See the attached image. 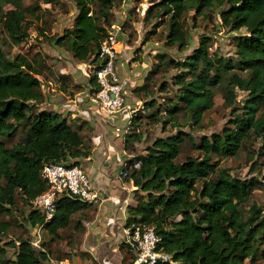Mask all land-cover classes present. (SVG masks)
Returning <instances> with one entry per match:
<instances>
[{"label":"trees","instance_id":"16d2710c","mask_svg":"<svg viewBox=\"0 0 264 264\" xmlns=\"http://www.w3.org/2000/svg\"><path fill=\"white\" fill-rule=\"evenodd\" d=\"M22 1L0 0V27L14 44H21L29 36ZM72 1L77 8L74 24L52 41L79 62L92 66L89 82L97 88L95 71L101 67V43L114 26L125 30L132 24V13L117 20L116 0ZM8 4L16 8L5 11ZM224 5L219 13L222 24L233 34L232 56L211 53L212 37L203 34L191 54L183 60L161 56L163 62L156 69L152 67L145 83L133 88L144 102L141 109L151 110L150 118L162 123L164 129L168 124L177 127L182 117L191 128H203L205 114L215 107L218 88L223 89L229 107L237 100V90L247 93L242 105L234 107L228 125L220 132L202 136L199 142L190 132L180 129L156 138L140 152L138 144L144 134L138 127L139 114L134 115L124 144L133 155L127 163L141 164L130 168L126 178L137 187L136 204L127 207L126 227L155 228L161 238L158 250L171 256V262L155 264H258L264 259V203L254 204L249 212L244 210L254 189H264V175L262 181L256 177L242 179L220 167V159L238 157L249 143L264 136V0H151L144 20L167 17L166 42L183 50L193 44L185 27V14L195 9L196 20L206 10ZM242 29L245 33L236 34ZM3 43L0 30V262L42 264L49 259V250L38 252L31 239L20 237L18 245L15 240L2 243L1 237L13 228V222L5 217L13 214L21 200L26 206L24 215L29 228L44 224L49 234L61 238V231L70 227L74 216L90 204L63 196L57 201L53 220L45 223L44 214L33 208V201L47 188L42 178L45 165H78L79 158L89 155L90 147L81 131L91 126L78 119L75 127L65 114L54 110L37 111L35 107L45 95L44 60L38 56L30 59L22 53L8 57ZM160 69L178 71L174 76L177 90L164 106L155 107L152 80ZM59 82L64 91L69 90V75H60ZM167 89V83L160 87V91ZM20 131L21 140L10 145ZM187 145L197 148L201 156L190 155L178 162ZM7 246L17 248L14 258H6ZM127 248L124 264H133L136 256L129 245Z\"/></svg>","mask_w":264,"mask_h":264},{"label":"rangeland","instance_id":"374dc122","mask_svg":"<svg viewBox=\"0 0 264 264\" xmlns=\"http://www.w3.org/2000/svg\"><path fill=\"white\" fill-rule=\"evenodd\" d=\"M150 1L151 0H116L115 13L117 20H120L121 16L127 17L130 12L132 13L133 23L127 25L125 30L122 29L119 33L121 47L126 49L124 56L126 60H131V63L138 61L142 64L144 62L141 68L139 67L136 69L130 67V64L127 63L126 60H123L126 64L119 70L121 76L130 77L132 75L131 78L137 81L138 76H135V72L140 71L143 67H148L146 70L147 74H149L152 67L156 69L159 62H163L161 59L163 55H166L168 58L183 60L198 47L199 37L203 34L212 37L211 53L215 52L225 56L233 55L235 51L232 38L233 34L229 31V28L222 24L219 13L221 8L226 7V5L223 7L215 6L212 9H208L203 14L198 15L196 20H194L196 10H189L184 16L186 20L185 27L189 29V34L193 37V44L180 50L177 46L170 45L166 42L165 36L169 29L167 17H158L157 19L151 18L149 21L144 20L146 11L150 6ZM21 6L24 8V11H27L26 16L29 22V36L21 44H14L9 40L4 28L1 26L0 30L4 42L3 50L6 55L11 58L22 53L30 59L38 56V59L44 60L43 62L46 65V67H44L43 76L45 80L43 86L45 95L43 101L37 105L35 109L37 111L50 109L58 112L53 105L57 103V101L49 99V92L51 95H55L54 98H58L56 94L60 91L68 95L71 93V88L74 89L72 87V82H75L74 77H78L82 74L78 81L89 82L93 72V68L90 64L84 63L82 66L80 64L81 62L75 59L72 53L65 52L62 48L55 46L52 41L53 37L62 36L66 29L73 26L77 15L76 4L72 0H53L51 2L47 0H24ZM14 8H16L15 5L8 4L4 7V10L7 11ZM133 8H135L134 12L132 11ZM119 22L120 21L115 23L117 24ZM238 33H245V30L242 29L236 34ZM120 62L122 61H119V65L121 64ZM85 64L88 66H85ZM47 67H50V70H48ZM177 72L178 71L175 69H169L167 72L160 69L159 72L154 75L152 86H154L155 90V107H158L159 104H163L164 106V104L167 103V99L174 96L177 90V86L174 85V76ZM239 72L244 74L242 71ZM62 74L69 75L70 77L68 85L71 87L69 91H64L63 87H61L62 82H59V76ZM49 82L52 83L50 84ZM164 83H167L168 87L165 92L160 91V87ZM53 89L55 92H53ZM246 97V92L237 90V100L234 105L229 107L225 104L223 89L218 88L215 96V107L205 114L203 128L197 129L191 128L187 122H185L184 117L180 118L177 127L168 124L164 129L162 123H157L150 118L148 114L152 112L151 110H143L141 107H138L139 105H136L135 107L138 109L134 115L139 114L140 122L138 127L144 134L143 141L138 144L139 151L144 152L146 146L152 144L156 138L166 137L176 133L180 129L190 132L196 142H199L204 135L210 136L214 132L222 131V129L228 125L234 107L241 106ZM68 121L75 126L79 120H72L69 118ZM21 134H23L22 131L17 134L14 140L9 141L10 145L20 141ZM259 153H263V155L259 156ZM190 155L197 157L201 156L197 148L187 145L182 149L178 162H183L186 157ZM214 160H218V157H214ZM220 167L230 169L232 174L240 176L242 179L256 177L259 181H262L264 175V136L249 143L238 157L220 159ZM136 189L137 188L132 189L133 194L137 191ZM263 203L264 189L262 187L255 188L252 199L244 207V210L245 212H249L254 204L263 205ZM25 210L26 206L19 200L14 207L13 214L5 217L7 220L13 222V228L7 235L1 237L2 243L9 242L10 240H15L17 242V239L20 237L31 239L32 245L38 252L49 250V259L44 260L42 264H51L50 259L65 258L67 255L71 256L64 251L66 249L64 241H68L69 245L72 242H76V233L79 232V227H76V221H72L73 223L70 227L61 231V238H54L45 229L39 231L37 228H29L25 220ZM73 230H75V232ZM16 244L18 245L19 242ZM6 250V258H14L16 256L17 248L7 246ZM0 264H2V262H0ZM258 264H264V259H260Z\"/></svg>","mask_w":264,"mask_h":264},{"label":"crops","instance_id":"0c3cea01","mask_svg":"<svg viewBox=\"0 0 264 264\" xmlns=\"http://www.w3.org/2000/svg\"><path fill=\"white\" fill-rule=\"evenodd\" d=\"M123 17L125 19V16ZM117 47L119 61L123 62V66L126 62L136 69L144 65V62L131 63V60H126L124 56L126 49L121 47L120 41ZM80 64L84 65V63ZM120 68L122 67L118 66L119 70ZM146 68L148 67L135 72V76H138L137 81L131 78L132 75L122 76L131 81L126 99L127 107L112 115L98 111L91 104L88 96L95 86L91 82H79L78 79L82 74L74 77L75 82H72V87L75 85H81V87L74 90L71 88V93L68 95L60 91L56 94L58 98H54L55 95H51L48 91L49 99L57 101L53 105L58 112L65 114L68 119L86 121L91 126L90 130L81 131L86 135L85 143L90 147V153L87 157L79 158L78 165L90 175L94 189L103 198L100 204H90L74 216L73 221H76V227H79L75 238L77 243L72 242L69 245L68 241H64L66 246L64 251L71 256L50 259L51 264H124L126 261L128 255L125 233L127 207L130 204H136L132 189L137 187L132 180L126 181L121 177L124 164L133 157L125 149L124 139L130 131L134 117L130 115L128 107L136 108V105H139V108L143 107V101L135 95L133 88L145 83ZM53 92H55L54 89ZM129 247L131 248L130 245Z\"/></svg>","mask_w":264,"mask_h":264},{"label":"built area","instance_id":"2783aa9c","mask_svg":"<svg viewBox=\"0 0 264 264\" xmlns=\"http://www.w3.org/2000/svg\"><path fill=\"white\" fill-rule=\"evenodd\" d=\"M121 26L111 29L101 43L99 67L96 73L97 88L89 94L91 104L100 112L108 115L115 114L127 107L126 99L129 94L131 81L121 76L119 65V33ZM139 107V106H138ZM129 108L130 115L138 108ZM140 162L133 165L125 163L121 177H128L130 168H139ZM42 178L47 183L44 192L33 201V208L41 211L45 216V223L53 220L57 212V201L63 196L77 197L88 204H100L102 196L94 189L92 178L80 165L67 163H52L44 166ZM44 224L37 227L42 230ZM126 243L131 246L136 258L133 264H155L159 261L171 262V256L158 250L161 238L153 226L126 227Z\"/></svg>","mask_w":264,"mask_h":264}]
</instances>
